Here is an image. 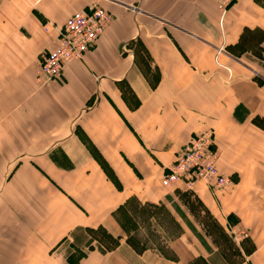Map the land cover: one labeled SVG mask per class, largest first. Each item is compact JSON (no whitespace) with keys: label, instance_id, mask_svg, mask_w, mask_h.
<instances>
[{"label":"crops","instance_id":"1","mask_svg":"<svg viewBox=\"0 0 264 264\" xmlns=\"http://www.w3.org/2000/svg\"><path fill=\"white\" fill-rule=\"evenodd\" d=\"M220 1L0 0V264H264V0ZM96 6L111 27L40 83L63 26ZM208 130L233 186H163ZM188 197L236 261L196 234ZM148 209L179 234L143 232Z\"/></svg>","mask_w":264,"mask_h":264},{"label":"built area","instance_id":"2","mask_svg":"<svg viewBox=\"0 0 264 264\" xmlns=\"http://www.w3.org/2000/svg\"><path fill=\"white\" fill-rule=\"evenodd\" d=\"M235 1L221 0L220 13L225 14ZM112 23L113 15L100 6L73 15L59 34L56 50L43 57L38 81L48 84L57 80L71 63L84 60ZM221 154L213 130L194 136L163 178V186L184 185L191 191L195 184L203 182L214 192L230 188L233 180L218 169Z\"/></svg>","mask_w":264,"mask_h":264},{"label":"rangeland","instance_id":"3","mask_svg":"<svg viewBox=\"0 0 264 264\" xmlns=\"http://www.w3.org/2000/svg\"><path fill=\"white\" fill-rule=\"evenodd\" d=\"M188 202L193 204V207H197L198 210L195 211V215L198 217V219H193L191 223L194 228L196 229V234L200 236V239L211 249L215 248L216 250L222 252L227 258L235 259V253L233 252V242L230 243L229 238H227L220 230V227L218 224L214 221V219L210 218L209 216H206L204 212L201 210V206L194 198L188 197ZM185 203V200L180 201V204ZM179 204V203H178ZM184 209V207L182 206ZM185 210V209H184ZM164 213V214H163ZM181 215H183V211L180 209ZM158 214L156 217L160 220L161 224L157 222L158 226L154 227L149 224H146L145 219L149 215ZM192 215V214H191ZM168 214L166 212H162L160 210H154V209H148L146 211L140 212L139 219L141 224H144L143 226V232L146 234H149L150 236L154 237L153 240L157 239V236L159 235L158 231H161L162 229L167 230V237L172 238L174 235L179 234V231L177 226H174L173 222L170 220V218L167 217ZM165 219V220H164ZM154 222V221H153ZM205 225V226H204ZM171 232V233H170ZM139 239V238H138ZM165 239V238H164ZM141 240V239H140ZM232 241V240H231ZM111 245H113V242H111ZM134 243V242H133ZM109 244V242H108ZM159 246H162L165 244H161L156 242ZM98 246V245H95Z\"/></svg>","mask_w":264,"mask_h":264},{"label":"bare ground","instance_id":"4","mask_svg":"<svg viewBox=\"0 0 264 264\" xmlns=\"http://www.w3.org/2000/svg\"><path fill=\"white\" fill-rule=\"evenodd\" d=\"M64 27V26H63ZM48 85V84H47ZM50 85V84H49Z\"/></svg>","mask_w":264,"mask_h":264}]
</instances>
